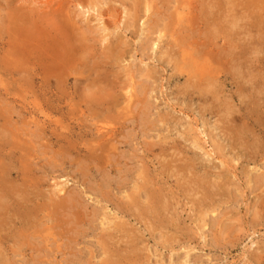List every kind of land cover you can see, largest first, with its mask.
<instances>
[{"label":"rangeland","instance_id":"rangeland-1","mask_svg":"<svg viewBox=\"0 0 264 264\" xmlns=\"http://www.w3.org/2000/svg\"><path fill=\"white\" fill-rule=\"evenodd\" d=\"M89 2L90 12L81 14L72 6L59 16L61 20L67 19L73 38L85 37L93 46L85 55L91 59L94 80L91 77L89 80L96 89L88 91L83 102L78 101L79 97L71 101L79 105L76 109L84 115L62 118L60 114H51L54 120H62V125L75 127L69 142L77 148L68 146V141L58 144L56 135L51 137L49 129L43 132L40 126L31 123L32 117H37L43 124L44 116L39 112L29 113L30 100L20 98L14 102L0 90V114L9 117V126L15 124L18 147L38 156L33 155L26 164L35 173L24 172L13 159L20 172L38 183L36 189L29 187L26 191L20 186L21 181L13 183L20 189L16 199L20 203L34 197L47 203H51V197L57 202L59 197L71 200L67 202L70 206L66 203V207L62 205L58 209H61L57 215L60 222L54 225L51 235H47L45 227L30 229L34 235L27 239L21 236L19 243L14 235L20 227L9 219L13 212L7 211V224L0 229V235L6 236L0 239V264H115L118 259L113 256V250L118 249L114 253L117 256L120 250L127 255L132 247H135L131 255L136 258V264H264V11L258 26L250 20L253 23L244 40L241 36L235 38V49L227 48L221 39L214 46L216 52L227 53L231 58L239 53L245 55L248 77L262 88V98L240 93L239 78L230 74L229 80H219L215 94L207 95L210 99L207 103L200 95L192 98L186 92L182 94L183 88L188 87L186 77L175 70L172 55L178 48L171 47L175 42L173 30L184 25L181 19L185 14L178 10V0ZM4 3L0 0V31L2 28L6 31L0 34V39L6 41L7 29L12 27L6 19L11 8L6 12ZM106 12L122 20L120 27L113 25L104 30L98 14ZM164 25L169 33L160 40ZM210 31L213 27H203V33L199 31L202 40L208 38ZM110 41L120 47L116 48L122 54L118 59L117 54L108 59L111 51H115L106 48ZM73 70L69 78H61L65 86L71 87L76 77ZM105 79L108 86L96 83ZM131 87L143 103L138 101L128 109L126 90L130 91ZM144 87L145 90L141 89ZM18 89L21 88L15 91ZM112 89L116 90L114 95L117 94L119 102L115 108L104 104ZM29 90L42 94L36 87ZM98 98L104 103H96ZM60 106L65 107V101ZM97 107L114 113L101 112ZM97 111L101 116L96 115ZM115 118L123 124L119 126L117 141L105 153V161L99 164L84 157L85 152L78 153L77 149L83 147L80 142L91 144L96 137L99 120L106 123ZM77 125L88 131L85 138L82 139L85 134L79 135ZM258 178L263 181L258 183ZM145 183L167 194L165 211L154 212L148 206V197L142 189ZM61 187L64 191L58 192ZM101 189L109 193L111 201L101 199ZM131 193L140 198L134 196L136 199L132 201ZM130 201L134 211L131 208L125 215L119 206L130 207ZM139 210L142 214L137 215ZM13 219L17 221L16 217ZM109 234H115L116 238L108 239Z\"/></svg>","mask_w":264,"mask_h":264},{"label":"bare ground","instance_id":"bare-ground-1","mask_svg":"<svg viewBox=\"0 0 264 264\" xmlns=\"http://www.w3.org/2000/svg\"><path fill=\"white\" fill-rule=\"evenodd\" d=\"M89 1L90 0H4L5 6L7 5V8L4 6L6 12L7 9L11 8V11L7 13L6 19L9 20V27H12V29H7L6 35L9 36L8 40L4 41L3 38L0 39V53L3 52V57L0 59V90L4 91L5 96L10 95L14 102H17L20 98H22V100L26 102L30 100L31 103H29V105H32V110L31 112L29 111V113L39 112L44 116L42 120L43 124H41L39 118L37 117H32L33 120L31 121V123L36 127L40 126L43 132L49 129L51 137L56 135L55 142H58V144L61 141L69 142V139L71 141V138H73L74 134V132L71 131H74L75 127H72L71 125H62V120H54L51 114H60L62 118H75L78 115H84V112L82 110L76 109V106L79 105H74L71 103V101L74 97H79L78 101L83 102V96H85L88 91H92L95 88V83H93L92 86V81L89 80L92 76V67H90L91 59H89L87 55H85L91 52L93 46L88 44L89 41L86 40L87 38L85 37L73 38L70 25L67 23V19H65V21L61 20L59 16L62 17V15H60L61 12L64 13L66 11V8H71L72 6L75 7V10L79 9V13L81 14L90 12L92 8L88 7V4L90 3ZM178 2H180V4H178V10L182 9L185 12L184 16L181 19V21L184 22V25L181 24V28L173 30V38H175V42L174 44L168 42V44H171L172 48H178L176 51H174L172 59L175 63V70H177V72H179L181 76L185 75L186 77V83L188 84V87L186 86L187 88H183V90L185 89V91H182V94L184 93L185 95L186 92L192 98L197 94L198 96H201L202 100H205V102H207V100H210L207 95L209 93L215 94L214 89L217 88L219 80L225 79L227 81L229 80L228 75L231 74L232 76L239 78L238 84L240 93H246L245 96H247V93L249 96L257 95L258 99L262 98V88H259L257 83L252 82L248 77L249 71L247 69V59L245 55L243 53H239V56L237 55V57L231 58V56L227 53H225V55H222L216 52L214 46H216V43L219 41V39H221L225 42L227 48L235 49V45H233L235 38L237 36H241L244 40L245 36H247L249 32V25L253 23L250 20H254L257 26L261 24L260 18L262 16V11H264V0H178ZM107 12L104 14H98V16L103 21L102 23L104 30H108L109 27L113 25L115 28L117 26L120 27L122 20H120V18L116 19L114 16ZM79 13L77 12L76 14L81 16V14ZM130 19L132 20L133 17ZM132 21L136 22L135 19H133ZM167 25H164L162 29L163 31H160V40L165 38L169 33ZM203 27H213V31H210V35L208 33V35H206L208 38H203L204 40H202V37L199 35L200 33H203ZM4 29L5 28H2L0 34L6 31V29ZM177 31H180L182 36H179V33ZM181 39L183 42L180 41ZM114 41H110L107 45L108 47L106 46V48L108 49L115 50H112V53L110 52L111 54L108 56V59H112L116 54V59H118V55H122L121 53H117L118 51L116 52L119 46H117L115 44L116 41L115 43ZM243 44L246 45L244 42ZM107 64V62L104 63L105 66ZM71 68H74L76 77L73 78L71 87H68L65 86L66 84L63 81H61V78H64V76L69 78V76L72 74L70 72ZM94 72L97 73L96 70ZM107 72L109 71L107 70ZM97 79L99 78L97 77ZM106 79L103 81L97 80L96 83H99V85H105L107 84L104 83V81L107 82ZM232 79L234 81V78ZM106 86H108V84ZM18 87L21 89L15 91V88ZM33 87L40 89L42 94L37 95L34 90H29V88ZM110 89L108 91H110ZM141 89L145 90V87ZM127 90L125 103H127V108L129 109L133 108L136 103L138 104L139 98H137L136 89L134 87H131L130 91ZM67 91H69L70 94L67 93ZM97 91L99 92V90ZM112 91L113 92L108 95L111 97H109L108 102L105 101L104 103L102 101H99L100 99L98 98V100L95 99L96 103H104L107 107L109 106L115 108V105H117L119 102H117V94L116 96L114 95L116 93V90L112 89ZM144 92L146 94V92L149 91L147 89ZM59 93L62 96L58 95ZM105 94H108V92ZM62 98L64 100H62ZM86 98L87 97H85V100ZM64 101L66 103V106H60V103ZM140 102L143 103V101L141 100L139 101V103ZM96 103L95 105H97ZM207 103H209V101ZM207 103L206 105H208ZM43 105H45L46 107H44ZM144 107L146 108V106ZM96 109L100 110L101 112L107 111L109 112L107 114L110 115L114 113L109 111L111 109H105L102 107H97ZM222 113L225 114L224 112ZM96 115L101 116L98 111ZM0 117V229L4 228L7 224L8 218L6 219V217L8 216H6V212L8 211L9 214L13 212L9 219L11 221H14V224L19 225L20 227L17 230V233L14 235V237L17 238L18 243L22 238L21 236L27 239L29 235H34L29 232L30 229H43L45 227V229L48 231L47 235L49 236L51 235L50 231H53V229L55 228L54 225L60 222L57 215L59 214L58 211H60L61 209H58L71 200H69L70 198H68V201L67 198L63 199V197H59V201L57 202L54 201V197H51V199H49L51 203H47L46 201H42L36 197H34L33 199L27 197L28 199H25L22 203H20L16 199V195L18 194V191L20 189L19 187L13 185V183L21 181L20 186L24 187L25 191L29 187H33L34 189L38 187V183L34 181L32 177L31 179H29L22 173L23 171H30L35 173L34 169L30 168L29 165L27 166L26 164H28L30 158H33V155L37 158L38 156H36V154H32V152L27 149H21L18 147L17 144L19 142L15 140L18 139L17 135L15 134L16 127L13 128L15 124L10 123V127L9 117L2 116L1 114ZM111 120L106 123L100 122L99 120L98 124L96 125V137H93L94 140L91 144H84L80 142L81 146L83 147L77 149L78 153L85 152L84 157H87L88 160H94L101 164V161L105 159V153L107 154L110 146L114 145L115 141H117V136L120 134L119 126L123 124L122 122H117L116 118ZM257 122L261 123L260 119H257ZM25 123L27 124V122ZM76 128L79 130V135L85 134L82 135V139L85 138L88 131L83 129L80 125H77ZM63 130L67 132H62ZM83 130L85 131L82 132ZM231 135L232 134H230V136ZM71 145L77 148L76 145H74L72 142H69L68 146ZM1 156H3V158ZM106 157H109V154ZM263 157L264 155H262V159ZM13 159L21 164V167L23 168L22 172L17 169L18 165ZM103 163L106 164L105 162ZM14 172H16L15 175ZM30 172H28L29 175ZM259 178L258 183H261L263 180H259ZM262 178H264V176H262ZM198 184H200V182ZM142 189H144V192L148 197V206L152 208L154 212H160L161 209L165 211V196L167 194H164L160 189L149 188L147 183L142 186ZM63 191L64 187H61L58 192ZM100 195L102 197L101 199H103L104 201H111V199H109V193H107L106 191H103L101 189ZM134 196L136 198H140V195L137 196V194L135 193L129 194V198H131L132 201L136 199ZM74 200L76 199L74 198ZM132 201H130L131 203H129L130 207L126 206L125 208V205L123 207L119 206L121 212L125 213V215L129 214V212L131 211H134V204L132 205ZM68 205L70 206V203ZM7 206H9V208L6 209ZM140 211L141 210L135 212H137V215H140L142 214V212ZM132 213L135 215L134 212ZM13 217H16L17 221H15ZM60 218L63 219L62 217ZM47 224L49 226H47ZM118 230L120 231V229ZM115 231L117 230L115 229ZM52 234L54 235V233ZM5 238L6 236L0 235L1 240ZM114 238H116L115 234L108 235V239L114 240ZM104 243L106 242L104 241ZM109 250L111 251L112 248H109ZM117 250L116 252H114L113 250L112 253L113 256L117 257L118 259L115 264H121L123 261L125 264H136V258L134 259V257L131 255L132 253H134L135 247H132V250L127 252V255L122 254V251L120 250L121 254L117 256L114 254L118 253ZM104 251L109 253L107 249H104Z\"/></svg>","mask_w":264,"mask_h":264}]
</instances>
